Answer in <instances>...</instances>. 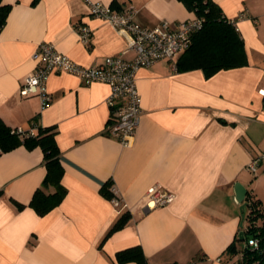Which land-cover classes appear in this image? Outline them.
I'll use <instances>...</instances> for the list:
<instances>
[{"label": "crops", "instance_id": "1", "mask_svg": "<svg viewBox=\"0 0 264 264\" xmlns=\"http://www.w3.org/2000/svg\"><path fill=\"white\" fill-rule=\"evenodd\" d=\"M233 20L247 64L206 77L203 70H173L168 60L141 67L139 126L131 144L107 132L110 86L85 84L75 74L54 70L47 88L52 101L19 89L36 65L44 41L83 65L107 56L130 60L129 36L90 14V2L114 11L134 10L145 27L196 17L179 0H2L10 11L0 27V118L13 129L29 130L37 117L55 126L67 192L59 205L40 215L29 205L46 167L40 146L19 144L0 152V264L118 263L116 252L139 245L149 264H223L238 235L241 203L235 183L264 204L248 162L264 152V0H213ZM92 29L81 41L79 24ZM110 182L124 205L104 196ZM174 194L162 206L145 209L147 190ZM13 200L22 204L17 206ZM125 211L129 220L106 238ZM240 246V244H238Z\"/></svg>", "mask_w": 264, "mask_h": 264}, {"label": "built area", "instance_id": "2", "mask_svg": "<svg viewBox=\"0 0 264 264\" xmlns=\"http://www.w3.org/2000/svg\"><path fill=\"white\" fill-rule=\"evenodd\" d=\"M90 14L103 19L119 31L129 36V49L134 56L126 60L119 56H107L96 65H83L75 62L66 54L59 52L51 42H41L33 54L35 68L25 76L19 89L22 96L37 95L44 108L52 101L47 88V80L52 71H64L80 77L85 84L104 81L110 86L107 103L112 108L107 132L119 139L123 145L132 143L139 126L141 115V96L136 84V72L141 67H148L159 60L166 59L173 70L177 69L178 56L190 45L192 36L203 24V18L193 17L178 22L162 21L154 27H145L134 19V10L114 11L101 2H90ZM234 24L235 22L231 20ZM77 32L81 41L89 44L92 29L86 24H79ZM264 96V89L260 90ZM20 130V129H19ZM264 152L252 158L247 168L256 173ZM113 204L123 208L122 201L110 187ZM174 194L150 187L145 194L144 208L149 209L171 202ZM245 246L254 250L259 247V240L250 237ZM223 264H247L243 251H238Z\"/></svg>", "mask_w": 264, "mask_h": 264}, {"label": "trees", "instance_id": "3", "mask_svg": "<svg viewBox=\"0 0 264 264\" xmlns=\"http://www.w3.org/2000/svg\"><path fill=\"white\" fill-rule=\"evenodd\" d=\"M187 9L194 11L197 17L203 18V24L192 36L190 45L178 56L177 70L186 71L195 68L203 70L206 77H210L219 70L239 67L247 64L244 40L236 25L223 13L221 7L213 0H179ZM10 4L0 0V27L4 25ZM29 130L13 129L0 118V152L8 151L19 144L28 147L40 146L43 152V163L46 167L45 176L29 201L38 214L43 215L60 204L67 189L62 185L61 178L64 167L61 163L60 149L56 142L57 130L55 126H43L38 123L37 117L31 121ZM110 182L101 186L104 196L111 199ZM22 207L23 205L13 200ZM241 223L238 232L244 231V240L238 235L227 246L229 257L238 251H243L247 264H264V204L251 190H247L241 203ZM130 218L128 211L123 212L108 231L105 238L114 230L121 228ZM250 237L259 240L257 249L245 246ZM242 241V245H238ZM199 256L193 257L186 264H193ZM118 263L136 261L139 264H149L141 246L136 245L116 252ZM162 264H182L179 262Z\"/></svg>", "mask_w": 264, "mask_h": 264}, {"label": "water", "instance_id": "4", "mask_svg": "<svg viewBox=\"0 0 264 264\" xmlns=\"http://www.w3.org/2000/svg\"><path fill=\"white\" fill-rule=\"evenodd\" d=\"M235 192H236V201L238 203H242L244 198H245V195H246V188L239 182H236L235 183ZM242 225V223H241ZM238 237L240 240H244V231L243 230H240L238 232Z\"/></svg>", "mask_w": 264, "mask_h": 264}, {"label": "rangeland", "instance_id": "5", "mask_svg": "<svg viewBox=\"0 0 264 264\" xmlns=\"http://www.w3.org/2000/svg\"><path fill=\"white\" fill-rule=\"evenodd\" d=\"M258 171H259V166H258V170H257L256 173L250 172V174L252 175V181H253V182H256L255 180H256L257 177H258V176H257ZM260 172H261V169H260L259 173H260ZM257 187H258V191L260 192V194L262 193V195H264V178L261 179L260 184H259ZM239 244L242 245L243 242L240 241Z\"/></svg>", "mask_w": 264, "mask_h": 264}]
</instances>
